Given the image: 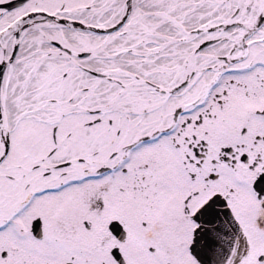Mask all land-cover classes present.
<instances>
[{"label":"flooded vegetation","instance_id":"af4514ba","mask_svg":"<svg viewBox=\"0 0 264 264\" xmlns=\"http://www.w3.org/2000/svg\"><path fill=\"white\" fill-rule=\"evenodd\" d=\"M214 194L264 262V0H0V264H200Z\"/></svg>","mask_w":264,"mask_h":264},{"label":"water","instance_id":"95a60500","mask_svg":"<svg viewBox=\"0 0 264 264\" xmlns=\"http://www.w3.org/2000/svg\"><path fill=\"white\" fill-rule=\"evenodd\" d=\"M212 221L215 224H217V222L219 223V225L217 227H213V229H216V232L218 235L216 239H219L223 233H225V236H228L226 238V242L222 245V249L227 251L226 254H229L232 250H230L231 247L228 246V241H229L230 237L233 238L235 236L233 231H232L231 221H228L226 218H223L222 220H220V217L218 216V214L216 213L215 210L212 212ZM202 229H204V225H202V227L200 228V230H202ZM198 235H200V233H198ZM202 238L203 237H201V239ZM236 240H239V239L236 238ZM236 260H237V257L233 260L234 264L236 263ZM209 261L212 262L213 260L209 259ZM231 262L232 261H226V263H231ZM212 264H215V263H212Z\"/></svg>","mask_w":264,"mask_h":264},{"label":"rangeland","instance_id":"374dc122","mask_svg":"<svg viewBox=\"0 0 264 264\" xmlns=\"http://www.w3.org/2000/svg\"><path fill=\"white\" fill-rule=\"evenodd\" d=\"M16 152H17V150L15 149H13L12 150V156H10V158L5 162V168H6V166H8V165H10V163H11V161L13 160V156L14 157H16ZM247 260H249V259H247ZM255 264H264V262H256Z\"/></svg>","mask_w":264,"mask_h":264},{"label":"bare ground","instance_id":"6f19581e","mask_svg":"<svg viewBox=\"0 0 264 264\" xmlns=\"http://www.w3.org/2000/svg\"><path fill=\"white\" fill-rule=\"evenodd\" d=\"M217 238V236L216 235H212L211 236V241L212 242H216L218 239H216Z\"/></svg>","mask_w":264,"mask_h":264}]
</instances>
